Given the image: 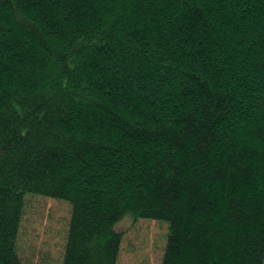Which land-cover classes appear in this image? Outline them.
<instances>
[{"label":"trees","instance_id":"1","mask_svg":"<svg viewBox=\"0 0 264 264\" xmlns=\"http://www.w3.org/2000/svg\"><path fill=\"white\" fill-rule=\"evenodd\" d=\"M27 196L64 201L59 264H264V0H0V264Z\"/></svg>","mask_w":264,"mask_h":264},{"label":"rangeland","instance_id":"2","mask_svg":"<svg viewBox=\"0 0 264 264\" xmlns=\"http://www.w3.org/2000/svg\"><path fill=\"white\" fill-rule=\"evenodd\" d=\"M70 205L27 196L18 236V253L26 264H59L68 229ZM122 240L117 264H160L167 225L124 217L116 224Z\"/></svg>","mask_w":264,"mask_h":264}]
</instances>
